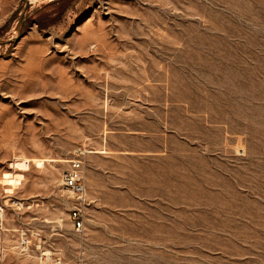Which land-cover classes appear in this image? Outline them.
Returning <instances> with one entry per match:
<instances>
[{
  "label": "rangeland",
  "instance_id": "374dc122",
  "mask_svg": "<svg viewBox=\"0 0 264 264\" xmlns=\"http://www.w3.org/2000/svg\"><path fill=\"white\" fill-rule=\"evenodd\" d=\"M0 228V264H264V0H0Z\"/></svg>",
  "mask_w": 264,
  "mask_h": 264
},
{
  "label": "built area",
  "instance_id": "2783aa9c",
  "mask_svg": "<svg viewBox=\"0 0 264 264\" xmlns=\"http://www.w3.org/2000/svg\"><path fill=\"white\" fill-rule=\"evenodd\" d=\"M81 179L80 164L78 162H72L69 170H67L62 176V186L75 198L78 205L77 208L71 210L69 215L72 227L76 232H80L83 229L84 223L82 209L86 204V192ZM15 248H22V238ZM2 253L3 248L0 250V254ZM40 260H44V263L45 260H51V264H60V261L50 259L49 256H44V254L40 255Z\"/></svg>",
  "mask_w": 264,
  "mask_h": 264
},
{
  "label": "bare ground",
  "instance_id": "6f19581e",
  "mask_svg": "<svg viewBox=\"0 0 264 264\" xmlns=\"http://www.w3.org/2000/svg\"><path fill=\"white\" fill-rule=\"evenodd\" d=\"M3 237V236H2ZM22 238V237H21ZM20 239V238H19ZM20 241V240H19ZM3 245V244H2ZM166 245V244H165ZM168 245V244H167ZM170 247V246H169ZM172 248V247H171ZM21 251V250H20Z\"/></svg>",
  "mask_w": 264,
  "mask_h": 264
}]
</instances>
